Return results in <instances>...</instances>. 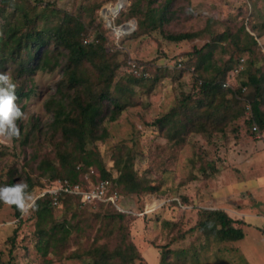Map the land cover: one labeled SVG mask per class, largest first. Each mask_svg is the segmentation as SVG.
<instances>
[{"label":"rangeland","instance_id":"obj_1","mask_svg":"<svg viewBox=\"0 0 264 264\" xmlns=\"http://www.w3.org/2000/svg\"><path fill=\"white\" fill-rule=\"evenodd\" d=\"M11 1L15 5L30 4L36 12H43L47 4L48 10L58 12L59 19L65 13L79 18L86 29L83 38L87 43L95 38L97 32H103V37L108 39L104 44L105 52L122 48L126 54L125 59L124 55L116 58L117 64L130 58L136 66L143 68L142 77L150 80L158 76L159 79L153 86L147 85L150 83L147 80L139 84L129 83L127 79L132 72L121 64L107 92L111 98L126 94L122 109L115 119H107V116L103 119L96 137L102 132L104 138L95 137L81 151L80 156L86 158L88 155L90 159L99 161L109 172L110 182L105 181L106 196L116 194L114 203L104 199H82L81 192L94 189L100 181V170L96 164L88 167L84 181L77 184H70L60 177L49 179L48 176L30 174L31 191L46 193L51 198L54 221L70 224L71 235L64 245H58L55 251L49 249L43 256L38 251L40 237L34 212L30 215L20 213L17 217L11 206L0 203V264H84L69 256L76 250H86L92 240L100 236L99 232L103 234L101 242H105L109 250L116 246L122 235L127 234L140 256L132 264H264V132L255 135L250 130L249 101L255 91L245 85L249 74L257 78L264 74V0H175L168 6L172 11L167 10L166 14L172 17L162 28L163 35L159 30L149 33L144 28L138 30L134 18L123 19L127 11L137 5L142 20L148 8L145 2ZM119 2H122L121 9L114 14V6ZM121 11H125L121 16L122 23L112 26ZM5 19L20 20V14L12 6L3 13L0 6L2 43L7 40L2 28L6 25ZM56 22H50V26L44 29H52ZM124 24L128 28H123ZM247 31H251L257 41V50L246 51L242 57L239 52L231 56L232 41L238 38L235 40L240 42L237 46L244 45ZM166 33H188L191 37L169 42L164 37ZM221 35L227 36L226 40L215 41ZM205 44H210L213 51L212 58L205 62L210 64L209 74L195 69L201 65L200 57L208 51ZM60 60L65 66L66 59ZM225 62L232 64L233 69L226 73L224 88L240 90L239 100L245 108L243 115L223 132L215 128L204 133L192 130L186 131L179 139H169L168 125L157 123L158 119L178 108L182 99L190 97L192 100L197 92L194 79L210 76L214 73L213 66H221ZM85 70L94 80L91 91L95 95L106 91V83L97 79L100 73H95L89 66ZM61 79L62 69L56 67L49 72L35 73L31 78L32 84L28 83L27 87L32 88L33 94L22 101L25 104L22 125L26 126L35 118L41 120L42 132L28 138V141L34 139V144L41 147L34 148L31 144L24 147L19 140L0 143L2 180L6 179L4 174L12 164L19 168L26 158L31 160V155L38 159L46 158L58 167L52 154L56 146L61 145L60 138L58 134H51L52 113L45 108L60 87ZM258 85L264 111V82ZM118 87L130 88L131 91H121ZM191 100L187 108L180 109L177 119L192 113ZM71 150L78 153L79 148L75 149L72 142ZM127 155L132 157V170L137 179L143 185L154 187V191L130 194L116 185L115 180L123 168L118 158L122 156L124 159ZM20 181L23 182L16 179L15 183ZM68 184L77 187L67 192L63 186ZM76 190L80 193L75 194ZM67 196L79 197V204L74 205L73 211L59 204V198ZM202 209L223 210L233 220H242L245 223L242 226L244 238L236 242L207 239L194 228ZM116 210L125 214L123 220L105 219V215ZM80 228L82 232L79 234ZM46 236L47 232H44L43 238Z\"/></svg>","mask_w":264,"mask_h":264},{"label":"trees","instance_id":"obj_2","mask_svg":"<svg viewBox=\"0 0 264 264\" xmlns=\"http://www.w3.org/2000/svg\"><path fill=\"white\" fill-rule=\"evenodd\" d=\"M136 2L138 4L142 2L147 4L148 8L144 13V18L142 20L139 18L141 10L136 9V5L127 11V15L123 19L134 18L138 30L144 28L146 33L159 30L163 35L162 28L165 23H169L172 17L166 14L167 10L172 11L168 6L169 4H174L175 0H136ZM155 4L163 5L160 8H155L153 7ZM32 5L35 6L34 4ZM0 6L3 13L7 10V7L12 6L20 14V20L6 21L5 19L6 25L2 27L5 31L4 36L6 38H4L7 40L2 43L4 39L0 38V72L7 71L13 77L14 82L17 84L16 103L23 112L25 111V104H22L23 99L27 100L33 94L32 88H28L27 85L28 83L32 84L31 78L34 74L42 71L49 72L56 67H61L62 69L60 87L56 89L57 92L49 100L48 106L45 108V111L52 113V121L49 124L50 129H52L51 134H58L60 138L61 145H57L56 150L52 154L58 162V167L46 158L38 159L34 157L35 155H31V160L26 158L19 168L12 164L4 174L6 179L2 180L0 178V186L12 185L15 184L16 179H21L28 185V190L31 191L33 185L30 174H36L44 178L48 176L49 179L60 177L68 180L70 184H77L80 181H84L88 167L93 164H96L100 170V178L98 179L110 182L109 172L105 170L99 161L90 159L88 155L86 158L80 155L84 145L96 137L99 132V126L103 123L105 116L110 120L118 117L125 102L123 96H126V94L121 93L119 96L111 98L110 93L107 91L119 66L124 64L125 68L129 67L130 69V63H133L134 60L128 58L126 61L118 62L117 64L116 58L118 56L120 58L124 55L125 59L126 54L121 50L122 48L110 53L105 52L104 44L108 42V39L103 37V32H97L93 40L85 43L86 39L83 36L86 29L81 20L75 16H69L67 13L63 14L61 19H59L58 15H56L57 11L48 10L47 4L44 5L43 12H36L35 8L30 6V4L25 6L15 5L11 0H0ZM124 12L121 11L115 17L114 23H111L112 26L122 23L121 16L124 15ZM55 20L57 22L52 29H44L50 22ZM111 25L109 26L110 28ZM251 33V31L246 32L244 39L246 42L240 47L237 46V43L240 42H235V40H239L238 38L232 41L231 56L234 52H239L240 57H242L246 51L257 50V41ZM164 37L169 42H178L191 37V35H188V33L175 35L166 33ZM226 37L221 35L215 41L223 42ZM205 47L208 48V51L204 57H200L201 65L195 69L196 71H202L203 74H209L210 64H205V62L212 58L213 51L210 44H205ZM60 59H66L65 66L63 63L61 64ZM86 66H89L94 72L100 73L101 76H98L97 79L106 83V91L98 95L91 91L94 80L87 74ZM213 68H215L214 73L210 76H204L200 80L194 79V86H196L197 92L192 100L190 97L182 99L178 108H175L167 116L158 119L157 123L168 125L167 136L169 139H179L186 131L192 130L204 133L209 128L211 131L215 128L219 132H223L226 127L235 123L243 115L245 108L243 102L239 100L241 96L240 90L233 91L230 88L223 87L226 73L233 69L232 64L227 65L225 62L221 66H213ZM131 75L128 79L126 78L127 82L139 84L143 80L144 82L147 80L150 82L147 84L149 86L155 85L159 79L158 76H153L152 79L148 80V78L142 77L141 74L137 75L138 77H134L136 76L134 72ZM263 77L264 74L258 78L249 74L248 82L245 84L254 88L255 91L249 101L251 120L248 123L251 126V131L252 127L256 126L258 132H264V111L261 107L262 101L259 99L258 85L264 82ZM118 90L131 91L130 88L127 89L126 87H118ZM190 100L192 113L189 116L182 115L184 117L181 120L177 119L180 109L187 108ZM17 123L21 129V139L14 141L19 140L23 146L31 144L34 148L41 147L34 144V139L28 141L30 136L35 137V133L40 134L42 132L41 120L35 118L26 126L22 125V121H17ZM102 138H104V135L100 132L96 139ZM72 142L75 149L79 148V154L71 150ZM39 153H41L40 150ZM122 158V156L118 158V162L122 164L123 168L120 171V176L115 180L116 185L123 192L130 194L154 191V187L143 185L137 179L132 170V157L127 155L124 159ZM78 162L82 164L79 165L77 164ZM91 176L93 178V175ZM78 200V196L61 197L59 198V204L67 210L73 211L74 205L79 204ZM37 203L39 207L38 210L34 211V215L36 218V230L38 237H40L38 240V251L45 256L49 249L55 251L58 245H64L71 235V230L69 228L70 224L65 222L57 224L54 221V207L48 195H44ZM11 207L16 211V216L19 217L20 212L15 206ZM109 215H105V219L110 217L113 220L121 221L125 217V214L118 210ZM244 225L245 223L242 220H233L223 210L202 209L199 211V219L194 228L207 239H214L219 242H236L244 238L242 230ZM44 232H47L45 238H43ZM78 232L80 234L82 229H78ZM98 235L100 236L93 239L86 250H76L70 254L69 258L80 260L84 264H132L134 260L139 259L140 256L127 234L119 238L112 250L108 249L105 242H101L103 238L101 235L103 234L99 232Z\"/></svg>","mask_w":264,"mask_h":264},{"label":"clouds","instance_id":"obj_3","mask_svg":"<svg viewBox=\"0 0 264 264\" xmlns=\"http://www.w3.org/2000/svg\"><path fill=\"white\" fill-rule=\"evenodd\" d=\"M16 89L13 77L7 71L0 72V143H10L21 136L17 121H22L25 113L16 103ZM45 194L29 191L28 185L22 181L0 186V202L15 206L21 215H30L38 210L37 201Z\"/></svg>","mask_w":264,"mask_h":264},{"label":"built area","instance_id":"obj_4","mask_svg":"<svg viewBox=\"0 0 264 264\" xmlns=\"http://www.w3.org/2000/svg\"><path fill=\"white\" fill-rule=\"evenodd\" d=\"M85 43H87V41H85ZM127 69L129 70V67H127ZM131 69H132V72H134L135 74L138 73L140 75L143 72V68L141 66H136L134 63H130V70ZM223 87H224V85H223ZM246 109H249V107H246ZM252 132L255 135L258 134V129L256 126L252 127ZM70 186H74V185L68 184L66 186H63V189L67 192H71V189L77 187V186H74V187H70ZM68 190H70V191H68ZM74 192H75V194L80 193L77 190ZM106 194H107V183L105 181H99L96 184L95 188L90 190V191L81 192V196H82V199L84 201H92L95 199L103 200L104 199V200H108V201L114 203L116 194L111 193L109 196H106Z\"/></svg>","mask_w":264,"mask_h":264},{"label":"water","instance_id":"obj_5","mask_svg":"<svg viewBox=\"0 0 264 264\" xmlns=\"http://www.w3.org/2000/svg\"><path fill=\"white\" fill-rule=\"evenodd\" d=\"M121 6H122V4H120V3L115 4V6H114V14H117L119 12V10L121 9ZM122 27L123 28H128L126 26V24H124Z\"/></svg>","mask_w":264,"mask_h":264},{"label":"bare ground","instance_id":"obj_6","mask_svg":"<svg viewBox=\"0 0 264 264\" xmlns=\"http://www.w3.org/2000/svg\"><path fill=\"white\" fill-rule=\"evenodd\" d=\"M120 4H122V2H119Z\"/></svg>","mask_w":264,"mask_h":264}]
</instances>
